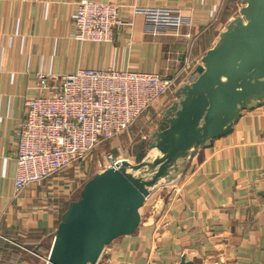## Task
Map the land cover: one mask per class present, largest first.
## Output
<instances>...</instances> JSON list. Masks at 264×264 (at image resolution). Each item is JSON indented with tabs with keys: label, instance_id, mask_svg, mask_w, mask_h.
Here are the masks:
<instances>
[{
	"label": "crops",
	"instance_id": "crops-1",
	"mask_svg": "<svg viewBox=\"0 0 264 264\" xmlns=\"http://www.w3.org/2000/svg\"><path fill=\"white\" fill-rule=\"evenodd\" d=\"M79 1L0 0L2 240L14 232L50 238L62 214V200L54 202L49 194L69 187L68 177H53L30 186L19 199L13 197L15 132L26 98L37 94L39 75L81 68L173 75L184 64L183 37L151 35L144 16L135 11L169 7L191 22L190 28H181V35L191 29L197 36L193 66L182 87L238 15L232 0H93L122 6V19L130 25L118 30L112 43L85 44L73 37ZM155 193L159 200L153 208L151 199L146 201L138 232L113 241L98 264H181L183 257L192 264H264V107L244 111L231 134L198 149L184 173Z\"/></svg>",
	"mask_w": 264,
	"mask_h": 264
},
{
	"label": "water",
	"instance_id": "water-1",
	"mask_svg": "<svg viewBox=\"0 0 264 264\" xmlns=\"http://www.w3.org/2000/svg\"><path fill=\"white\" fill-rule=\"evenodd\" d=\"M242 3L193 77L163 108L135 163L96 174L69 203L46 264H98L108 245L138 232L147 198L180 177L198 149L231 134L244 111L264 107V0ZM153 151L158 155L147 160ZM181 264L192 263L183 257Z\"/></svg>",
	"mask_w": 264,
	"mask_h": 264
},
{
	"label": "built area",
	"instance_id": "built-area-1",
	"mask_svg": "<svg viewBox=\"0 0 264 264\" xmlns=\"http://www.w3.org/2000/svg\"><path fill=\"white\" fill-rule=\"evenodd\" d=\"M242 7L243 4L239 5L238 14ZM121 8L114 3L80 0L74 39L85 44L112 43L116 32L130 25L122 19ZM135 11L144 16L146 31L151 35L183 37L186 47L183 66L173 75L113 68H81L70 74L39 75L37 94L26 98L15 132L14 199H19L30 186L65 176L72 168L76 172L84 170L80 185L72 180L68 182L70 192L49 194L54 202L70 203L72 195L76 191L80 193L96 174L117 170L124 162L134 163L132 145L105 149L93 158L98 148L118 139L147 114L149 122H158L161 109L176 99L177 89L193 66L192 50L197 36L191 29L184 35L180 32L184 26L190 28L191 22L179 9L169 7H143ZM142 140L146 141V137ZM143 141L133 144L137 147Z\"/></svg>",
	"mask_w": 264,
	"mask_h": 264
},
{
	"label": "rangeland",
	"instance_id": "rangeland-1",
	"mask_svg": "<svg viewBox=\"0 0 264 264\" xmlns=\"http://www.w3.org/2000/svg\"><path fill=\"white\" fill-rule=\"evenodd\" d=\"M241 2H242L241 0L236 1V10H238L239 5H241ZM173 101H174V99H171L169 104L172 103ZM150 111L153 113L154 109L151 108ZM147 117H148V114L141 117L140 119H138L136 121L134 126L128 132L122 134L118 139H115L114 141H110V142L106 143L105 145H103L102 147L98 148L93 153V155H92L93 158H97L103 150L110 149V148L114 149V147H116L118 145H122V146H131L132 145L134 150H135V155H136V153L139 152L140 148H139V146L136 147V145H134L133 143L137 142V141H143L142 140L143 137H146V140H148L151 137V135L153 134V132L159 126V121L158 122L157 121L149 122L147 120ZM114 143H115V146H114ZM134 163H135V160H134ZM74 171H75V169H73V168L66 171L65 176L70 177V178L71 177H77L75 179V181L77 182V185L78 184L80 185L81 184L80 182L82 181V178L84 177V175H83L84 170H80L79 172H76V171L74 172ZM155 191L149 197V199H151L150 206H152V207H154L156 202L159 200V196H158V194L155 193ZM67 192H70L69 188H67L65 190V193H67ZM153 194H154V196H153ZM65 196H67V195L63 194V197H65ZM79 197H80V193H79V191H76L72 195L71 200L75 201V200L79 199ZM63 202H64V204H67L65 200ZM63 202L61 201L62 204H63ZM24 249L25 248H23L22 251L20 252V256H18L16 258V260H15L16 263H19V264H46V262L44 260L45 257L36 254L31 249H25L26 251Z\"/></svg>",
	"mask_w": 264,
	"mask_h": 264
},
{
	"label": "trees",
	"instance_id": "trees-1",
	"mask_svg": "<svg viewBox=\"0 0 264 264\" xmlns=\"http://www.w3.org/2000/svg\"><path fill=\"white\" fill-rule=\"evenodd\" d=\"M231 3L235 5L236 1L232 0ZM75 179L76 178L71 177L68 180L75 181ZM68 205L69 203L68 204L63 203L61 205L62 214L67 209ZM62 214L57 221L56 230L61 221ZM55 232L50 238L46 240H41L40 238H37V237L36 238H29V237L26 238V237L18 235L17 232H14L15 234L11 235L10 238L7 240L0 239V264H19V263H16L15 260L18 256H20V252L22 251L23 248L31 249L36 254L47 258L49 255L50 249H51V245L53 242Z\"/></svg>",
	"mask_w": 264,
	"mask_h": 264
},
{
	"label": "bare ground",
	"instance_id": "bare-ground-1",
	"mask_svg": "<svg viewBox=\"0 0 264 264\" xmlns=\"http://www.w3.org/2000/svg\"><path fill=\"white\" fill-rule=\"evenodd\" d=\"M158 155V152L157 151H153L151 152L148 156H147V160L151 159V158H154Z\"/></svg>",
	"mask_w": 264,
	"mask_h": 264
}]
</instances>
